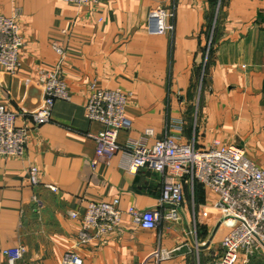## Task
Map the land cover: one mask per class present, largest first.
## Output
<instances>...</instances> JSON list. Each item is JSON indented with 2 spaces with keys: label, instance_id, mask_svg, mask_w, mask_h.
<instances>
[{
  "label": "crops",
  "instance_id": "1",
  "mask_svg": "<svg viewBox=\"0 0 264 264\" xmlns=\"http://www.w3.org/2000/svg\"><path fill=\"white\" fill-rule=\"evenodd\" d=\"M159 7L174 25L164 35L149 31ZM0 15L15 17L24 39L19 71L0 66V103L29 129L23 156L0 155V264H11L4 250L19 245L27 251L15 264H61L72 249L82 264L215 262L228 227L208 212V191L197 183L193 194L189 181L181 219L150 230L125 215L119 230L77 245L81 219L72 211L82 216L90 202L114 199L124 211L156 208L164 180L150 168L131 173L123 150L99 157L89 134L104 126L86 117L85 105L94 86L120 89L130 95L133 123L119 132L121 145L149 128L153 143L170 128L200 149L214 140L243 147L264 167V0H0ZM55 42L66 51L70 99L57 100L52 120L36 126L30 113L44 100L39 73L56 65ZM31 165L40 169L37 185ZM179 246L171 258L158 257L159 248Z\"/></svg>",
  "mask_w": 264,
  "mask_h": 264
},
{
  "label": "built area",
  "instance_id": "2",
  "mask_svg": "<svg viewBox=\"0 0 264 264\" xmlns=\"http://www.w3.org/2000/svg\"><path fill=\"white\" fill-rule=\"evenodd\" d=\"M74 3L97 2L98 0H65ZM167 8L159 7L149 16L150 33L164 35L174 29L168 21ZM24 39L15 17L0 15V66L10 74H15L21 66L20 50ZM58 60L53 68L40 71L39 81L44 87L42 105L30 113L36 126L52 120L57 100L70 99L63 66L66 51L58 43L53 44ZM130 95L120 89L110 90L94 86L85 105L88 119L104 126L97 134H89L97 144V155L111 159L123 150L129 156L128 170L137 173L150 168L163 178L162 192L158 207L141 210L134 206L126 211L119 208V200L90 202L82 216L72 211V218L81 219L77 235V245H89L103 234L119 230L124 216L129 215L133 222L145 229H156L165 219H181V207L185 201V182L189 181L194 194L197 183L201 184L212 197L207 205L209 213L219 215V225L228 227L221 240V253L211 264L249 263L254 257L264 256V167L260 166L247 153L246 149L234 144H221L214 140L207 148L200 149L193 143L183 141L182 135L172 132L149 143L153 129L145 131L139 140L126 145L118 142L121 130L132 128V119L127 113ZM20 113L0 103V155L20 157L26 152L28 132L26 126L18 125ZM98 160H94L95 165ZM32 184L40 183V169L31 165L28 169ZM49 188L57 191L55 184ZM196 234V231H193ZM181 246L174 249L159 248L158 257L171 258ZM27 251L25 245L5 249L4 254L11 264ZM83 260L76 249L69 250L61 264H82Z\"/></svg>",
  "mask_w": 264,
  "mask_h": 264
},
{
  "label": "rangeland",
  "instance_id": "3",
  "mask_svg": "<svg viewBox=\"0 0 264 264\" xmlns=\"http://www.w3.org/2000/svg\"><path fill=\"white\" fill-rule=\"evenodd\" d=\"M254 258L250 261L251 263L249 262L248 264H264V256H256Z\"/></svg>",
  "mask_w": 264,
  "mask_h": 264
}]
</instances>
